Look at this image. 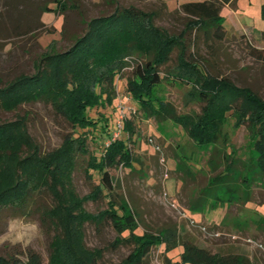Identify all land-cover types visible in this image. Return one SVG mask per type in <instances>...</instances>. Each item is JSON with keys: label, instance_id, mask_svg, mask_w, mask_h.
Wrapping results in <instances>:
<instances>
[{"label": "trees", "instance_id": "trees-1", "mask_svg": "<svg viewBox=\"0 0 264 264\" xmlns=\"http://www.w3.org/2000/svg\"><path fill=\"white\" fill-rule=\"evenodd\" d=\"M234 1L183 3L182 11L190 20L179 34L155 25L154 11L135 6L117 8L108 15L92 18L86 32L67 50L44 52L34 73H21L6 84L0 77V110L14 111L24 104L42 101L50 104L73 128L60 146L43 152L28 131L26 115L0 121V209L24 210L35 205L43 193L51 197L53 204L43 215L58 232L51 242L49 264H101L104 249L86 244L85 225L101 226L106 222L117 234L112 242L114 247L122 244L133 247L119 264H144L154 246H164L166 252L182 246L180 264H254L245 254L212 252L198 245L184 236L175 223L155 231L137 232L138 215L123 194L116 191L110 174V168L120 165L133 168L136 158L127 139L121 134L118 138L113 136L116 131L124 132L131 139L136 133L134 122L121 119V127L116 122L111 131L108 115L103 113L99 118L91 115L92 109L114 105L118 98L117 82L122 78L146 118L174 122L200 148L212 150L209 163L213 171L222 166H218L215 156L223 154L227 163L212 185L221 182L220 188L234 192L232 181L242 178V184L248 187L255 180H262L264 98L250 87L238 86L226 76L211 73L195 54H188L189 31H202L207 40L226 39L228 28L221 12ZM56 3L57 8L65 9V1L56 0ZM48 10L51 8L45 11ZM260 36L264 39L263 29ZM176 49L179 50L176 65L164 70L162 67L169 63ZM254 51L264 58V51ZM128 67L134 68L131 75L125 76ZM164 81L189 85L191 97L202 103L200 112H180L160 96L157 87ZM230 118L235 120V126L249 124L252 128V155L248 168L242 162V171L238 168L240 160L231 158L233 150L227 152L228 144L218 148L220 142L227 140L224 128ZM105 135H109V143L100 154L91 153L90 137L98 143ZM79 156H88L87 174L91 176L94 171L100 177L94 189L84 196L78 194L74 184ZM183 169L187 171L190 167L184 164ZM212 192V187L206 189L205 197L193 207L204 208ZM102 197L108 198L107 208L98 212L87 210L86 202ZM0 264L45 263L40 253L30 249L24 258L0 255Z\"/></svg>", "mask_w": 264, "mask_h": 264}, {"label": "rangeland", "instance_id": "rangeland-1", "mask_svg": "<svg viewBox=\"0 0 264 264\" xmlns=\"http://www.w3.org/2000/svg\"><path fill=\"white\" fill-rule=\"evenodd\" d=\"M62 1L66 3L65 9L57 8L56 0H0V77L3 84L21 73H34L44 52L67 50L86 32L88 22L94 17L108 15L117 8L135 6L156 12L155 25L179 34L190 20L182 11V4L195 0ZM263 6L264 0H235L225 5L221 14L228 31L222 41L207 40L202 31L192 30L187 34L188 54H195L211 73L226 76L238 86L250 87L262 98L264 58L254 50L264 51V39L260 36V30H264ZM46 8L51 10L45 11ZM178 52V49L173 51L169 63L162 67L164 70L176 65ZM133 68H126L124 75H131ZM117 83L118 98L114 105L92 109L91 115L95 118L103 113L108 115L111 131L114 123L121 119L134 122L136 133L131 139L124 132L116 131L113 136L118 138L121 134L127 139L136 158L133 168L120 165L110 168V174L116 191L123 194L138 215L137 232L155 231L175 223L184 236L212 252L241 253L249 256L254 264H264V176L248 187L242 184V178L232 181L234 192L220 188L221 182L212 185L227 163L223 154L215 156L220 163L218 166H222L213 171L209 163L212 150L200 148L174 122L146 118L126 90L125 80L121 78ZM157 93L180 112L201 110L202 103L191 97L187 84L164 81L157 87ZM18 115H26L28 131L43 152L60 146L65 135L73 131L62 115L42 101L24 104L14 111L0 110V121L13 120ZM224 131L227 140L220 142L218 148L228 144L227 152L233 150L231 158L240 160L238 168L242 171V162L247 166L252 155V128L249 124L235 126V120L230 118ZM108 137L103 136L98 143L90 137V152L100 154L102 147L109 143ZM87 158L78 157L74 172V184L80 196L90 193L100 181L94 171L91 176L87 174ZM184 164L190 170H184ZM178 165L183 166L179 168ZM210 187L212 196L204 208L195 209L194 204L205 197V190ZM52 204L51 197L43 193L35 205L24 210L0 209V255L24 258L32 249L49 264L51 242L58 230L43 212ZM85 207L98 212L108 207V198L90 200ZM116 236L110 223L85 225L86 244L104 249L101 264H119L131 252V245H112ZM182 250L180 246L166 252L164 246H154L144 264H180Z\"/></svg>", "mask_w": 264, "mask_h": 264}, {"label": "built area", "instance_id": "built-area-1", "mask_svg": "<svg viewBox=\"0 0 264 264\" xmlns=\"http://www.w3.org/2000/svg\"><path fill=\"white\" fill-rule=\"evenodd\" d=\"M119 127H121L120 122H119Z\"/></svg>", "mask_w": 264, "mask_h": 264}, {"label": "crops", "instance_id": "crops-1", "mask_svg": "<svg viewBox=\"0 0 264 264\" xmlns=\"http://www.w3.org/2000/svg\"><path fill=\"white\" fill-rule=\"evenodd\" d=\"M231 4H232V3H231ZM231 4H226V5L228 6V5H231Z\"/></svg>", "mask_w": 264, "mask_h": 264}]
</instances>
